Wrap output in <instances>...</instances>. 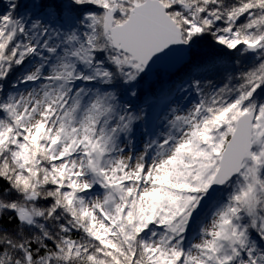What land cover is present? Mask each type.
<instances>
[{
    "label": "snow or ice",
    "instance_id": "6c2138e0",
    "mask_svg": "<svg viewBox=\"0 0 264 264\" xmlns=\"http://www.w3.org/2000/svg\"><path fill=\"white\" fill-rule=\"evenodd\" d=\"M0 264H264V0H6Z\"/></svg>",
    "mask_w": 264,
    "mask_h": 264
},
{
    "label": "trees",
    "instance_id": "16d2710c",
    "mask_svg": "<svg viewBox=\"0 0 264 264\" xmlns=\"http://www.w3.org/2000/svg\"><path fill=\"white\" fill-rule=\"evenodd\" d=\"M3 2H6V0H0V7H3ZM23 2V0H22Z\"/></svg>",
    "mask_w": 264,
    "mask_h": 264
}]
</instances>
